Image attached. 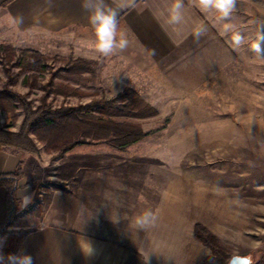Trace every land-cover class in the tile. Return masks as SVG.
<instances>
[{"label": "rangeland", "instance_id": "374dc122", "mask_svg": "<svg viewBox=\"0 0 264 264\" xmlns=\"http://www.w3.org/2000/svg\"><path fill=\"white\" fill-rule=\"evenodd\" d=\"M219 15L209 18L211 38L190 54L147 67L118 49L102 56L95 38L55 48L44 44L41 48L49 50L44 53L0 45L16 49L0 52V127L18 131L24 103L34 110L43 97L57 109L134 92L137 98L130 99L125 113L137 114L145 106L155 111L132 120L146 134L136 150L169 157L171 182L184 180L195 224L219 240L225 256H251L252 264H264V51L253 48L259 43L264 49V0H235L229 19ZM19 50L36 51L44 59L21 56ZM73 63L84 72L70 69ZM59 86L62 92H52ZM80 146L113 148L104 141ZM37 147L33 156L42 162L61 159L45 145ZM42 200L33 219L25 217L33 215L32 205L19 208L8 231L33 228L49 194ZM193 255L196 264H223L198 240Z\"/></svg>", "mask_w": 264, "mask_h": 264}, {"label": "crops", "instance_id": "0c3cea01", "mask_svg": "<svg viewBox=\"0 0 264 264\" xmlns=\"http://www.w3.org/2000/svg\"><path fill=\"white\" fill-rule=\"evenodd\" d=\"M174 14V0H136L134 8L120 10L117 35L127 47L119 53L147 67L190 54L211 38L214 10L183 0L178 23L171 21ZM89 15L81 0H0V45L44 53L49 51L41 48L44 44L92 41ZM139 142L125 151L78 146L52 163L0 148V175L22 169L16 197L20 204L26 186L27 206L33 208L25 217L33 219L49 194L35 226L22 232L15 254L29 255L32 264H196L195 221L184 180L171 182L169 157L136 150ZM147 210L156 219L142 227L137 220ZM5 214L6 190L0 187V225Z\"/></svg>", "mask_w": 264, "mask_h": 264}, {"label": "trees", "instance_id": "16d2710c", "mask_svg": "<svg viewBox=\"0 0 264 264\" xmlns=\"http://www.w3.org/2000/svg\"><path fill=\"white\" fill-rule=\"evenodd\" d=\"M8 50L16 52L13 47L0 46V52ZM18 52L21 56H30L37 60L44 59V56L36 51L19 50ZM77 64L73 63L70 69H74L76 73L84 72V69ZM27 68L30 71L33 70L31 66ZM63 88L59 86L51 89L54 93H60ZM132 97L137 98L134 92L126 91L112 101L72 107L62 105L57 109H51L46 97L42 98L40 105L34 110L24 103L25 113L19 130L12 132L0 127V148L37 155L39 153L37 144L40 143L48 150L57 152L55 160L62 158L76 146L90 142H108L116 150L123 151L146 136L140 126L132 120L155 115V111L147 106L137 114L125 113L126 105ZM93 109L94 112H92ZM22 178L23 172L20 166L11 174L0 175V187L6 190V214L0 225V239L6 236L0 249V255L4 257L15 254L23 240L22 233L8 231L20 208L16 191ZM194 235L220 263L225 264L230 259L222 253L219 240L205 227L195 224Z\"/></svg>", "mask_w": 264, "mask_h": 264}, {"label": "clouds", "instance_id": "9594fccd", "mask_svg": "<svg viewBox=\"0 0 264 264\" xmlns=\"http://www.w3.org/2000/svg\"><path fill=\"white\" fill-rule=\"evenodd\" d=\"M136 0H113L115 6H110L106 0H81V7L90 13L88 19L95 31L96 50L102 56H111L117 49L123 50L127 47V40L121 38L117 40L118 14L125 8H134ZM199 7L202 11H215L219 13L221 20H227L234 11L235 0H198ZM183 7V0H174V12L171 21L178 23L182 17L180 9ZM202 34L198 32L197 35ZM253 48L257 51H264L260 48L259 43L254 44ZM31 202V197L27 194V187L23 189L20 204L26 207ZM155 215L151 210L145 211L138 218L137 223L140 226H146L155 222ZM86 246V247H85ZM84 250L88 253L91 251L88 245ZM0 264H32V258L27 254H9L7 257L0 255Z\"/></svg>", "mask_w": 264, "mask_h": 264}, {"label": "water", "instance_id": "95a60500", "mask_svg": "<svg viewBox=\"0 0 264 264\" xmlns=\"http://www.w3.org/2000/svg\"><path fill=\"white\" fill-rule=\"evenodd\" d=\"M251 256H232L226 264H252Z\"/></svg>", "mask_w": 264, "mask_h": 264}, {"label": "built area", "instance_id": "2783aa9c", "mask_svg": "<svg viewBox=\"0 0 264 264\" xmlns=\"http://www.w3.org/2000/svg\"><path fill=\"white\" fill-rule=\"evenodd\" d=\"M1 245H2V243H0V249H1Z\"/></svg>", "mask_w": 264, "mask_h": 264}]
</instances>
